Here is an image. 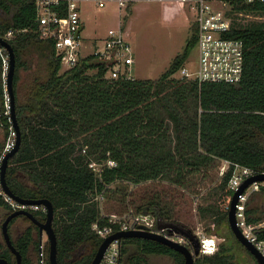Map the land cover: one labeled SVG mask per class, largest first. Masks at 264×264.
Here are the masks:
<instances>
[{
  "label": "trees",
  "instance_id": "obj_1",
  "mask_svg": "<svg viewBox=\"0 0 264 264\" xmlns=\"http://www.w3.org/2000/svg\"><path fill=\"white\" fill-rule=\"evenodd\" d=\"M237 5L264 13V1ZM34 15L35 0H0V34L15 54L14 106L20 128V143L8 157L5 176L16 193L52 200L60 264H86L91 259L102 238L93 221L118 228L119 222L108 219L98 199L112 191L125 196L126 189L121 191L116 180L164 177L185 186L191 174L204 172L221 157L264 168V19L232 22L229 33L244 41L240 78L199 81L174 74L182 66L186 47L156 77L110 73L109 62L94 54L65 65L55 53L53 38L39 33ZM9 27L13 30L7 35ZM195 40L193 22L188 44ZM2 63L0 49V154L11 124ZM108 157L114 162L107 163ZM229 174L230 169L212 186L217 196L198 207L216 226L225 224L233 234L226 215L232 193ZM255 193L261 198L249 201ZM0 204L6 212L13 208L1 186ZM146 204L160 220L192 233L171 214L169 205L154 196L136 202L134 211H143ZM262 205L263 183L248 194L247 218L261 219ZM29 207L44 214L40 207ZM33 226L27 224L12 239L22 253L21 264H38L28 253ZM257 230L264 236V225ZM129 241L137 249L124 257ZM120 246L116 264H142L149 251L172 254L173 264L183 262L180 250L152 237L122 236ZM229 249L221 241L214 252L197 255L193 264H235ZM0 253L15 263L14 253L1 240Z\"/></svg>",
  "mask_w": 264,
  "mask_h": 264
},
{
  "label": "built area",
  "instance_id": "obj_2",
  "mask_svg": "<svg viewBox=\"0 0 264 264\" xmlns=\"http://www.w3.org/2000/svg\"><path fill=\"white\" fill-rule=\"evenodd\" d=\"M91 1L96 7L103 6L107 0H35V15L39 33L53 38L55 53L59 55L61 62L65 65H72L82 56L94 54L108 61V68L114 73H123L120 66L128 65L133 56L129 40L121 25L108 27L103 36L86 37L83 33L84 20L81 16L85 2ZM117 5L119 18H124L129 11L128 7L132 0H114ZM181 3H188L194 9L193 21L196 24V43L198 46V66L194 77L200 80H236L240 78L243 69L244 41L239 35L229 33L233 18L237 13H248L250 10L238 7L240 2L264 1V0H179ZM12 27L6 30V34L12 33ZM4 72L8 66L7 48L0 42ZM4 49V50H3ZM182 74H187V68L182 67ZM6 74V72H5ZM5 81V77H4ZM8 106V92L6 94ZM13 130V129H12ZM13 132V131H12ZM14 142L13 137L8 139L2 149L0 157ZM107 163H113L114 159L108 157ZM95 165V161H90ZM99 167V166H97ZM230 169L227 178V185L233 191L239 183L249 174L264 168L257 169L252 165L242 163L228 157H221L218 166V175L221 176ZM264 181V180H263ZM262 183L261 179L251 180L241 191L237 193L235 201L236 223L241 231L259 249L264 258V236L258 234V228L264 225V219L251 220L247 218L246 202L251 190L256 189ZM1 186V185H0ZM2 189V188H1ZM3 191V190H2ZM4 192V191H3ZM5 193V192H4ZM7 199L13 207L22 205L16 199L6 194ZM27 206L40 207L45 210L42 203H31ZM228 206V203L226 204ZM108 219L118 221V228L138 226L140 222L148 228L166 232L171 228L170 236L179 240L189 242L187 236L173 229L171 225L162 224L154 227L156 215L144 211H132L131 208L123 212H105ZM92 226L102 236L112 230L111 223L99 225L96 221ZM200 252H211L217 248V239L213 234L202 233L198 236ZM120 238L114 237L108 242L103 253L96 264H116L120 256ZM41 249L40 259L43 258Z\"/></svg>",
  "mask_w": 264,
  "mask_h": 264
},
{
  "label": "rangeland",
  "instance_id": "obj_3",
  "mask_svg": "<svg viewBox=\"0 0 264 264\" xmlns=\"http://www.w3.org/2000/svg\"><path fill=\"white\" fill-rule=\"evenodd\" d=\"M128 9L129 11L124 18H119L114 0H107L100 7H96L91 1L85 2L81 10V16L84 20L83 33L86 37L103 36L108 27H118L121 19V25L126 38L130 42L133 56V60L128 65L120 66L123 73L138 77H156L168 66L171 58L186 47L187 54L182 66L178 67L174 74L181 75V69L185 66L188 71L185 74L186 76L195 75L198 66V46L196 40L194 43L188 44L191 26L194 22V9L188 3H181L179 0H132ZM250 19H264V13L253 11L237 13L233 18V20L241 22ZM5 72L3 65L2 75L4 77ZM109 72L115 74L111 69ZM6 107L8 108L7 101ZM7 112H9L8 109ZM9 120L11 123L10 117ZM9 126L10 130L5 137L4 145L8 139L13 137L11 124ZM219 162L220 159H215L204 172L191 174L190 182L185 186L178 185L164 177L145 179L139 182L116 180L115 183L119 182L121 185V191L126 189L125 196L120 197L122 192L118 191L109 192L105 196L99 194L100 207L105 212H119L126 205L127 208L134 211L136 202L154 196L171 207V214L178 219L177 221L190 227L193 235L197 236L198 241V236L202 233L213 234L218 241L217 248L221 241L229 245V250L233 252L232 258L235 264H256L257 261L253 254L239 239L234 237L225 227V224L216 226L214 220L207 214L202 215L198 207V204H204L207 200L214 199L217 196L212 186L220 180L218 175ZM262 183L264 184L263 180ZM260 198L261 195L255 193L249 201ZM143 208L144 212L155 215L151 209H147L148 206L145 207L144 205ZM260 214L263 217L259 220L264 219V205L261 206ZM3 217L1 213L0 224ZM52 222L54 223V218ZM10 229L13 236H16L14 221L11 223ZM0 240H3L1 229ZM125 244L128 248L124 252V257L137 249V245L133 241ZM45 247H48V239L44 231L42 234V249L44 250ZM28 253L36 263L40 264L39 243L37 241V231L35 230L34 240ZM202 253L204 252H200L198 248V251L194 253V258ZM42 255L44 258V254ZM41 263L44 264V261L41 260ZM142 264H173V255L165 252L149 251L145 253Z\"/></svg>",
  "mask_w": 264,
  "mask_h": 264
},
{
  "label": "water",
  "instance_id": "obj_4",
  "mask_svg": "<svg viewBox=\"0 0 264 264\" xmlns=\"http://www.w3.org/2000/svg\"><path fill=\"white\" fill-rule=\"evenodd\" d=\"M0 42L7 48L8 51V66L5 74V84H6V90L8 92V111H9V117L11 119V126L13 128L14 132V142L13 144L5 150V152L0 157V185L2 190L16 199L19 203L22 205H18L16 207H13L11 210H9L4 217L1 220V231L4 237V240L7 244V246L14 252L15 255V264H21L22 261V253L17 248L10 236L9 230H8V221L10 218L18 213H23L27 215L32 221H34L37 224L38 228V237L39 240L42 238V233L45 231L47 239H48V261L49 264H60L57 260V235L56 231L54 229V226L52 224V218L54 214V206L52 200L48 196H23L19 193H16L12 188L9 186L6 176H5V170L8 162V157L15 152V150L18 148L20 143V128L18 124V120L16 117L15 112V106H14V90H13V73L15 68V54L14 49L10 41L2 36L0 34ZM253 179H261L264 180V170H259L254 173L249 174L246 176L240 183L239 186L234 189L230 195L226 215H227V222L232 230L233 234L236 236L237 239H239L246 248L253 254L258 264H264V258L259 251V249L255 246V244L241 231L240 227L236 223V217H235V201L237 198V193L241 191L251 180ZM31 203H42L45 206V216L44 219H40L34 211L27 206ZM156 223L154 224V227H160L162 224H168L173 227V229L178 230L182 233H184L187 237H189L191 240L197 239V236L193 235V232L191 233L189 228H180L177 226V224L172 223L168 220H160V217L156 215ZM171 228H166V232H161L155 229L148 228L144 223L140 222L138 226L135 227H127V228H116L106 234H104L99 241L94 254L92 255L91 259L86 264H96V262L101 257L103 250L105 249L106 245L110 240H112L114 237H122L126 235H141V236H148L155 238L159 241H162L168 245H170L173 248H176L180 250L183 254V262L182 264H193L194 260V253L198 251V246L195 245L194 248L190 246L185 241L179 240L177 238H173L169 235L171 232ZM0 264H8V259L0 255ZM40 264H42L40 262Z\"/></svg>",
  "mask_w": 264,
  "mask_h": 264
},
{
  "label": "flooded vegetation",
  "instance_id": "obj_5",
  "mask_svg": "<svg viewBox=\"0 0 264 264\" xmlns=\"http://www.w3.org/2000/svg\"><path fill=\"white\" fill-rule=\"evenodd\" d=\"M34 211V210H33ZM8 212V211H7ZM6 212V213H7ZM5 213V214H6ZM34 213L40 218V219H44V216H45V210H44V214L43 215H41V214H39V213H36L35 211H34ZM14 221V226H15V229H16V232H17V235L16 236H13V234H12V232H11V229H10V226H11V223ZM52 221H53V218H52ZM35 223L34 221H32L27 215H25V214H23V213H18V214H16V215H14V216H12L11 218H10V220L8 221V230H9V233H11L10 234V236H11V238L12 239H15L22 231H23V229L25 228V226L27 225V224H30V223ZM52 224H53V222H52ZM0 229H1V224H0ZM34 230L35 231H37V241H38V243H39V250L41 249V251H42V253L44 254V256H45V261H44V258H42V259H40V262H41V260L42 261H44V264H49V261L47 260L48 259V257H47V254H48V247L46 248H44V250L42 249V238L39 240V237H38V228H37V224L35 223V226H33V234H34ZM44 232V231H43ZM1 233H2V231H1ZM43 234V233H42ZM2 236H3V234H2ZM187 239H188V244H190V246L192 247V248H194L195 247V245H197L198 246V248H199V246H200V242L198 241V242H196L197 240L196 239H190L189 237H187ZM33 240H34V237H33ZM3 242H4V244L7 246V244H6V242H5V240H4V237H3V240H2ZM13 241V240H12ZM14 243V242H13ZM32 243V242H31ZM15 245V244H14ZM31 245V244H30ZM16 246V245H15ZM9 248V247H8ZM11 250V249H10ZM12 251V250H11ZM13 252V251H12ZM250 252V251H249ZM14 253V252H13ZM251 254V253H250ZM0 255H3L2 253H0ZM3 256H5V255H3ZM6 257V256H5ZM7 258V257H6ZM14 258H15V255H14ZM8 259V258H7ZM48 262V263H47ZM254 262H255V260H254ZM8 264H11L10 263V261H9V259H8ZM15 264V263H14Z\"/></svg>",
  "mask_w": 264,
  "mask_h": 264
},
{
  "label": "crops",
  "instance_id": "obj_6",
  "mask_svg": "<svg viewBox=\"0 0 264 264\" xmlns=\"http://www.w3.org/2000/svg\"><path fill=\"white\" fill-rule=\"evenodd\" d=\"M5 209L6 208L3 205L0 204V214L2 213L3 216H4L5 212H6Z\"/></svg>",
  "mask_w": 264,
  "mask_h": 264
},
{
  "label": "clouds",
  "instance_id": "obj_7",
  "mask_svg": "<svg viewBox=\"0 0 264 264\" xmlns=\"http://www.w3.org/2000/svg\"><path fill=\"white\" fill-rule=\"evenodd\" d=\"M215 250H216V249H215ZM215 250H214V251H215ZM211 252H213V251H211Z\"/></svg>",
  "mask_w": 264,
  "mask_h": 264
}]
</instances>
